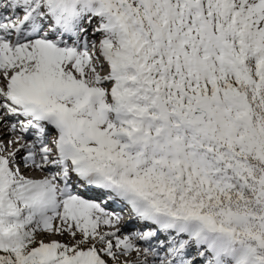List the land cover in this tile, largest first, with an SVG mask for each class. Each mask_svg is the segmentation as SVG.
<instances>
[{
    "label": "snow or ice",
    "instance_id": "obj_1",
    "mask_svg": "<svg viewBox=\"0 0 264 264\" xmlns=\"http://www.w3.org/2000/svg\"><path fill=\"white\" fill-rule=\"evenodd\" d=\"M0 264H264V0H0Z\"/></svg>",
    "mask_w": 264,
    "mask_h": 264
},
{
    "label": "rangeland",
    "instance_id": "obj_2",
    "mask_svg": "<svg viewBox=\"0 0 264 264\" xmlns=\"http://www.w3.org/2000/svg\"><path fill=\"white\" fill-rule=\"evenodd\" d=\"M52 238H55V239H63V238H61V237H52Z\"/></svg>",
    "mask_w": 264,
    "mask_h": 264
},
{
    "label": "bare ground",
    "instance_id": "obj_3",
    "mask_svg": "<svg viewBox=\"0 0 264 264\" xmlns=\"http://www.w3.org/2000/svg\"><path fill=\"white\" fill-rule=\"evenodd\" d=\"M132 256L134 257V254H132ZM132 257H130V259H131Z\"/></svg>",
    "mask_w": 264,
    "mask_h": 264
}]
</instances>
